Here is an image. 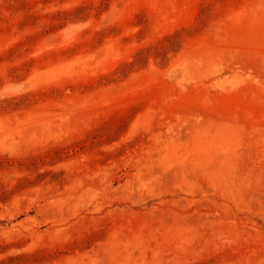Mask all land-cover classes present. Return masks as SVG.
I'll return each mask as SVG.
<instances>
[{
	"label": "rangeland",
	"instance_id": "374dc122",
	"mask_svg": "<svg viewBox=\"0 0 264 264\" xmlns=\"http://www.w3.org/2000/svg\"><path fill=\"white\" fill-rule=\"evenodd\" d=\"M0 264H264V0H0Z\"/></svg>",
	"mask_w": 264,
	"mask_h": 264
}]
</instances>
